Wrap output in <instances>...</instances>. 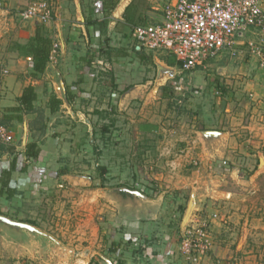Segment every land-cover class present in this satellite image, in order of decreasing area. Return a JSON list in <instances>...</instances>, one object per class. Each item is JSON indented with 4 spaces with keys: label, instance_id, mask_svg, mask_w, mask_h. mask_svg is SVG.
<instances>
[{
    "label": "crops",
    "instance_id": "0c3cea01",
    "mask_svg": "<svg viewBox=\"0 0 264 264\" xmlns=\"http://www.w3.org/2000/svg\"><path fill=\"white\" fill-rule=\"evenodd\" d=\"M33 1L39 0H5L7 11L0 15V124L13 135L11 143L0 144V178L14 168L6 186L0 179V262L49 258L56 264H187L181 256V240L198 216L210 222L214 237L212 257L204 264L226 259L235 230L241 231L242 240L248 230L240 205L230 202L240 187L232 184L243 178L255 183L264 173V70L249 49L250 43L261 41L263 31L252 28L238 33L232 49L185 72L174 56L144 50L133 37L138 26L161 24L165 8L177 0H115L111 11L105 7L107 0H50V20H23L21 12ZM39 29L52 40L53 50L46 71L32 75L33 58L26 49ZM184 73L191 78L187 83L179 78ZM30 86L37 93L34 107L46 118L42 138L32 131L38 113H27L20 102ZM183 89L188 95H179ZM163 98L199 102L203 121L195 143L201 152L200 169L174 184L172 191L146 196L97 191L104 199L97 208L104 222L87 232L97 213L83 208L87 220L78 223L75 233L83 243L90 242L72 244L67 237L75 226L70 211L73 186L88 178L71 172L76 150L72 138L77 133L62 118L90 117L95 103H107L116 112L144 104L135 127L144 139L156 129L149 104L155 106ZM33 142L41 149L38 159L27 153ZM244 164L251 173L254 168L258 172L250 178L241 175ZM165 182L170 189L171 181ZM52 198L58 201L54 217H48L52 209L46 212L41 205ZM190 210L192 215L185 221ZM55 231L66 238L59 239Z\"/></svg>",
    "mask_w": 264,
    "mask_h": 264
},
{
    "label": "rangeland",
    "instance_id": "374dc122",
    "mask_svg": "<svg viewBox=\"0 0 264 264\" xmlns=\"http://www.w3.org/2000/svg\"><path fill=\"white\" fill-rule=\"evenodd\" d=\"M42 1L50 2V0ZM33 2H40V0ZM48 4L50 5V3ZM179 76L186 83L191 80L187 73ZM187 92L189 91L185 92L183 89L179 95L182 96ZM177 100L174 102L170 98H163L155 106L149 104L151 107L149 112L156 116L153 124L156 129L144 139L143 135H137L135 131V127L139 125L136 116L141 112L144 104H131L126 110L116 112L111 110L107 103H95L91 104L93 113L90 117L82 116L83 119L77 117V119L71 120L64 115L62 118L64 125L69 124L77 133L72 138V144L76 150L71 163V172L74 176L88 178L85 183L73 186L74 192L70 201V211H72V220L75 226L73 227L74 230L71 228L69 231L71 236L70 239L67 237L69 242L72 244L76 242L78 245L83 243L79 240L80 236L75 233V230L78 223L87 220V217L81 214L87 212L83 208H88V213L94 215L97 213V208L99 209V200L104 201L103 195L96 194L97 191H104L107 194L123 191L126 194L141 193L144 196L146 193L157 194L172 191L171 187L173 188L174 184L187 179L200 169L202 165L201 152L196 143L198 142L199 130L202 128L200 122L203 119L199 118L197 108L199 102H190L191 99L187 102L183 99L182 102ZM112 105L115 108V104ZM98 108L105 109L99 111ZM129 112L133 114L135 119L131 118ZM244 134L245 132H243V137H245ZM138 142L140 145L134 149ZM236 144L238 141L235 142ZM238 145L240 146V143ZM121 147L122 149L118 150ZM233 154L244 158L240 151H234ZM146 158L148 162H145ZM245 167H241V175L248 177L250 174L248 178L258 172V168H254V172L251 173L249 170L252 169ZM243 179L239 184H232L234 188L240 187L235 188V192L238 193L237 197H229V199L230 202L240 205L239 211L241 216L248 221V230L245 232L243 240L241 231L235 230V235L232 238L235 243L232 245L231 240L229 241L230 246L232 245L231 254L226 255V259L218 258L216 264H264V173L257 178L255 183H251L247 178ZM165 180L171 181L168 184L170 189H167ZM66 185L71 186L69 183ZM218 186L221 189L224 184L222 185L220 182ZM224 199L227 200L228 198L224 196ZM62 200L65 203V199ZM56 201L58 200L52 198L48 203L41 205L44 206L46 212L52 209L49 214L47 213L48 217H54L52 212H54L53 207L56 205ZM98 214L94 215L95 218L92 221L94 223L89 228L86 227L87 232L91 233L93 225L96 228L100 226L101 222H104L98 218ZM199 218L201 217L198 216ZM194 220L196 219L191 222ZM55 233L61 236L59 239L66 238L62 237L61 231H55ZM90 233H88V237H94ZM210 233L212 246L207 249L205 255L199 256L197 261L192 262L181 254L187 264H204L206 260L212 257L214 237L212 231ZM88 243L85 241L83 245H89ZM239 243L241 247H239ZM48 251L51 254L52 249L48 248ZM46 260L35 259L30 261L25 259L20 260L19 263L16 261L15 263L0 262V264H56L49 258Z\"/></svg>",
    "mask_w": 264,
    "mask_h": 264
},
{
    "label": "built area",
    "instance_id": "2783aa9c",
    "mask_svg": "<svg viewBox=\"0 0 264 264\" xmlns=\"http://www.w3.org/2000/svg\"><path fill=\"white\" fill-rule=\"evenodd\" d=\"M4 1L0 0V15L7 11ZM263 5L264 0H177L165 8L161 24L138 26L133 37L144 50L171 54L183 71L190 72L232 49L238 33L252 28L264 33ZM20 16L23 20L47 22L52 8L47 1L32 2ZM249 49L264 70V37L250 43ZM12 141L11 131L0 124V144ZM210 231L208 220H194L183 235L181 254L192 262L205 255L212 246Z\"/></svg>",
    "mask_w": 264,
    "mask_h": 264
},
{
    "label": "trees",
    "instance_id": "16d2710c",
    "mask_svg": "<svg viewBox=\"0 0 264 264\" xmlns=\"http://www.w3.org/2000/svg\"><path fill=\"white\" fill-rule=\"evenodd\" d=\"M117 5L115 0H107L105 1L106 9L111 11ZM27 53L33 58L32 65V75L43 74L46 71L48 66L50 55L53 50V42L50 38L46 37L43 34L42 29H39L37 35L29 42L27 46ZM37 100V93L34 87H28L25 89L23 96L20 99L21 105L27 113H38L37 121L35 125H33L32 131L37 132L36 136L42 138L46 134V118L44 113L41 111H37L34 107V102ZM28 156L33 159H38L41 153V149L37 142H33L28 146ZM14 169V168H12ZM12 169L10 171H5L0 178L2 181V187L6 186L11 177ZM104 171H106L104 169ZM3 189L0 191V195L2 194ZM90 264H99L97 262H91Z\"/></svg>",
    "mask_w": 264,
    "mask_h": 264
},
{
    "label": "water",
    "instance_id": "95a60500",
    "mask_svg": "<svg viewBox=\"0 0 264 264\" xmlns=\"http://www.w3.org/2000/svg\"><path fill=\"white\" fill-rule=\"evenodd\" d=\"M207 134H208V135H212V134H213V135H215V136L219 135L218 132H207L206 135H207ZM191 215H192V214H191V210H190V211L187 213V215H186V219H185V221H188V219L191 217Z\"/></svg>",
    "mask_w": 264,
    "mask_h": 264
}]
</instances>
